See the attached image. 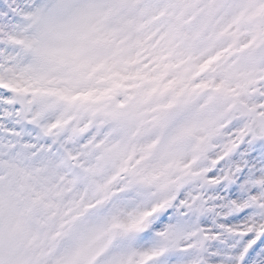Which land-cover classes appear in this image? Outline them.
<instances>
[{
	"label": "snow or ice",
	"instance_id": "obj_1",
	"mask_svg": "<svg viewBox=\"0 0 264 264\" xmlns=\"http://www.w3.org/2000/svg\"><path fill=\"white\" fill-rule=\"evenodd\" d=\"M0 264H264V0H0Z\"/></svg>",
	"mask_w": 264,
	"mask_h": 264
}]
</instances>
